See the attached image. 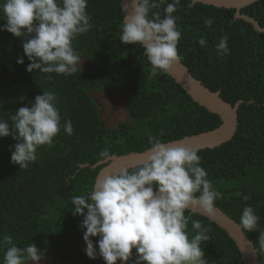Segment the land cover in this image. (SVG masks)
Listing matches in <instances>:
<instances>
[{
    "label": "trees",
    "instance_id": "trees-1",
    "mask_svg": "<svg viewBox=\"0 0 264 264\" xmlns=\"http://www.w3.org/2000/svg\"><path fill=\"white\" fill-rule=\"evenodd\" d=\"M121 2L88 0L86 11L92 27L73 40V47L96 68H78L69 76L27 71L31 61L24 56L21 38L0 31V119L11 126V116L20 107H31L37 95L52 91L57 96L61 124L70 119L74 130L67 135L61 127L51 145L37 148V161L27 168L11 162L17 143L12 135L0 137V237L11 235L18 247L34 243L62 264L81 262L86 255L85 229L80 227L83 216L73 214L71 197L87 193L104 165L93 169L80 168V164L104 160L99 153L105 148L109 156L144 151L150 148L149 134L162 131L161 140L166 143L212 130L221 123L218 115L193 102L165 71L157 70L153 76L141 45L121 43ZM188 4L189 0H180L173 13L181 31L177 45L180 61L202 85L219 91L230 105L243 101L234 136L218 147L198 150L200 164L222 194L216 207L239 225L245 205L252 206L259 216L256 231L242 230L257 249L259 263L264 264V250L258 243L264 233V33L234 18L233 8ZM164 7L159 9L162 17ZM240 12L264 28V0ZM205 18L214 19L210 28L204 26ZM5 23L0 14V25ZM222 35L228 36L227 55H218L215 48ZM201 37L207 41L205 46L198 43ZM21 56L22 64L17 63ZM92 91L125 95L127 119L115 128L108 127ZM244 195L249 199L243 200ZM185 215L210 226V240L201 247L214 264H242L236 244L222 228L198 213ZM187 232L190 238L195 234L191 220ZM92 240L98 250V237ZM5 251L0 245V261ZM133 254L134 259L135 249ZM97 259L106 264L99 255Z\"/></svg>",
    "mask_w": 264,
    "mask_h": 264
},
{
    "label": "clouds",
    "instance_id": "clouds-1",
    "mask_svg": "<svg viewBox=\"0 0 264 264\" xmlns=\"http://www.w3.org/2000/svg\"><path fill=\"white\" fill-rule=\"evenodd\" d=\"M196 3L198 0H189L188 6ZM87 4L88 0H0V14L6 19L0 31L21 38L24 56L31 61L27 71L69 76L82 64L73 40L92 27ZM127 4L121 43L143 47L153 76L157 70L167 71L182 59L177 48L181 31L173 15L180 0H127ZM161 5H165L163 17ZM213 23V18L204 19L206 28ZM227 42L228 36L222 35L215 45L218 55L229 54ZM198 43L205 46L207 41L201 37ZM23 62L24 57H18L17 63ZM61 120L52 91L37 95L31 107H20L11 116V126L0 119V137L11 134L17 141L11 162L27 168L37 161V148L51 145L61 127L72 135L71 120L63 125ZM162 135V131L148 135L150 148L132 170H108L95 179L87 193L71 197L73 214L83 216L80 227L85 229L84 251L89 258L99 255L106 264H116L117 260L120 264H208L201 243L210 240V226L185 213L196 208L211 212L222 194L201 167L197 149L165 143ZM99 155L107 158L109 150L105 148ZM259 219L253 207L245 205L239 222L244 230L253 232ZM190 220L195 230L191 238L187 232ZM92 237H98V250ZM258 243L264 250V233ZM0 245L6 247L0 264H41L44 256L34 243L18 247L11 235L0 237Z\"/></svg>",
    "mask_w": 264,
    "mask_h": 264
},
{
    "label": "water",
    "instance_id": "water-1",
    "mask_svg": "<svg viewBox=\"0 0 264 264\" xmlns=\"http://www.w3.org/2000/svg\"><path fill=\"white\" fill-rule=\"evenodd\" d=\"M255 1L257 0H198V3L217 8H233L235 10L234 18L242 19L251 24L257 32L264 33V28L261 27L258 22L250 16L240 12L241 8L246 7ZM121 10L124 19V16L128 11L127 0H122ZM165 72L186 92L193 102L205 107L209 112L218 115L221 121L220 125L212 130L195 135H188L166 143L184 144L197 150H203L218 147L229 141L237 130L238 108L243 101L238 100L234 105H230L220 97L219 91L213 92L202 85L181 61L174 63ZM148 149L141 152H129L122 155L113 154L93 165H89L88 163L80 164V168L89 166L95 169L104 164L98 171L96 178L111 169H119L120 167H128L129 169H132ZM190 211L206 217L228 234L240 252L242 264H260L257 257V249L246 237L242 227L218 207L214 206V209L211 212H207L200 208L192 209Z\"/></svg>",
    "mask_w": 264,
    "mask_h": 264
},
{
    "label": "rangeland",
    "instance_id": "rangeland-1",
    "mask_svg": "<svg viewBox=\"0 0 264 264\" xmlns=\"http://www.w3.org/2000/svg\"><path fill=\"white\" fill-rule=\"evenodd\" d=\"M82 64L80 67L82 69L94 70L95 64L86 60L84 57H81ZM92 98L99 107L100 114L105 121L106 125L111 128H115L118 123L127 119L126 112L124 109L126 96L114 92H90ZM40 250V249H39ZM43 252V251H42ZM204 258L207 260L208 264H214L213 259L204 254ZM31 264V262H29ZM41 264H62L53 261L51 258L44 254ZM64 264H100L97 257L95 259L89 258L85 255L84 259L81 262L74 263H64ZM116 264H119V261H116Z\"/></svg>",
    "mask_w": 264,
    "mask_h": 264
}]
</instances>
